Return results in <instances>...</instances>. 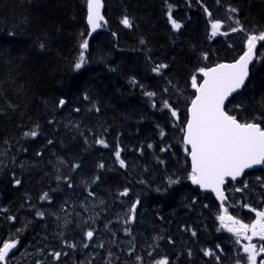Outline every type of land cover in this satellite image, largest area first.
Segmentation results:
<instances>
[{
	"label": "trees",
	"instance_id": "obj_1",
	"mask_svg": "<svg viewBox=\"0 0 264 264\" xmlns=\"http://www.w3.org/2000/svg\"><path fill=\"white\" fill-rule=\"evenodd\" d=\"M137 1L104 0L107 23L89 38L86 0H0V150L6 163L20 164L14 174L0 168V205L16 218L9 231L19 232L43 264H58L49 258L53 252L70 264H90L76 250L90 246L85 235L93 226L107 232L104 243L114 244L110 248L120 257L146 259L145 250H151L152 264L157 256L168 257L170 264H245L236 237L220 227L219 204L188 179L181 129L195 95L192 75L200 82L197 69L234 61L246 49L247 36L264 31V0ZM168 4L183 25L179 31L168 21ZM204 8L223 22L221 33L228 35L211 37ZM230 8L238 10L231 19ZM125 15L133 21L131 28L120 23ZM83 39L89 40L87 63L75 70ZM159 64L168 67L156 74L152 68ZM145 92L156 95L149 98ZM164 101L178 111V119ZM228 109L242 122L264 120V42L246 88ZM33 130L36 137L25 136ZM100 139L108 147L98 144ZM118 146L123 168L114 155ZM170 178L177 183L170 184ZM125 189L127 196L121 195ZM227 191L235 216L252 223L255 213L244 205L264 209V168L228 183ZM44 193L48 200L40 199ZM137 200L135 220L126 223ZM58 202L71 219L63 218ZM37 211L45 213L43 223ZM5 221L0 216V223ZM69 243L75 245L72 254ZM205 250L214 255L206 256ZM261 259L264 254L257 264Z\"/></svg>",
	"mask_w": 264,
	"mask_h": 264
},
{
	"label": "snow or ice",
	"instance_id": "obj_2",
	"mask_svg": "<svg viewBox=\"0 0 264 264\" xmlns=\"http://www.w3.org/2000/svg\"><path fill=\"white\" fill-rule=\"evenodd\" d=\"M86 5L87 25L90 28L87 35L91 36L92 33L96 32L97 29L107 22L102 14L104 7L103 0H86ZM204 11L211 17V12L207 8ZM229 11L237 13L238 10L230 8ZM167 18L173 30L179 31L182 28L183 25L173 17V5L171 4L167 5ZM231 18L229 17V19ZM120 23L125 28L133 26L132 19L127 15L123 16ZM235 23L239 25L240 21L236 19ZM210 27L211 37H216L218 34L228 35L227 32L221 33L223 27L221 20L211 21ZM231 31H243V28L232 27ZM258 42H264V31L247 36L246 50L234 62L218 63L213 67H201L197 69V72L202 77V81L198 82L197 75L195 74L191 77V86L196 90V95L191 100V106L188 108V118L181 129L184 133L183 144L186 146L184 151L191 160V171L188 174V179L201 189L211 190L216 194L217 199L221 201L220 214L217 216L220 227L233 234L237 238L235 241L237 244L240 243V237L248 241L247 244L242 246L243 253L246 254L245 264H257V257L264 254V243L257 246L256 243L252 242L254 238L264 241V210L257 211L255 208H251L250 205L245 204L244 207L249 208L250 211L255 213V219L250 224L244 223L242 220L229 214V209L224 203L227 200L224 185L229 179L235 181L244 173L245 169L256 165H264V126H262L264 120L242 122L236 115L230 114L227 105L230 102V97L238 93L246 85V81L250 75L249 66L256 58ZM140 43L144 44L145 41L141 40ZM40 47L43 48L44 45L41 44ZM79 47L80 53L77 62L74 64L75 70H81L87 63L85 53L89 48V40L83 39ZM203 58L206 60L208 58L207 54H204ZM167 67V64H159L153 67L152 71L160 74L161 70ZM130 83L135 85L137 81L133 78ZM145 95L152 98L156 93L145 92ZM85 99H87V96H85ZM65 103L64 99L59 100L60 106H63ZM155 106V103H153V107ZM163 106L171 111L172 117L179 118L178 111L172 108L168 101H164ZM235 107L239 108L241 106L236 105ZM76 111H79V109H76ZM160 134L163 137L164 132L161 131ZM25 136L36 137L37 132L35 130L26 132ZM97 143L108 147V144L103 139L98 140ZM148 147L151 148L152 145L149 144ZM161 151H166V149L162 148ZM114 155L120 166L122 168L126 167L125 160L121 158L119 146ZM99 166L101 168L104 167L103 164ZM20 183L19 179L15 180L17 186ZM169 183L174 184L177 181L170 178ZM245 187H247V184H245ZM236 191H242V189L237 188ZM121 195L127 196L128 190L125 189ZM40 199L48 200V193H44ZM139 203L140 201L137 200L132 204L126 223H131L135 220V212ZM36 215L43 218L45 213L37 211ZM8 218L10 220L16 219L14 216ZM192 235L196 236V232L193 231ZM93 236V231L86 233L88 240H92ZM18 243V240L0 241V264H8L9 254L17 248ZM87 246L84 245V247ZM69 247H75V245H69ZM204 254L206 256L214 255L211 250H205ZM51 255L58 261L62 253L53 252ZM189 255H191V252H189ZM139 259L140 257H137V260ZM155 264H170V261L165 256L156 260ZM237 264H241V261L238 260ZM259 264H264V259H261Z\"/></svg>",
	"mask_w": 264,
	"mask_h": 264
},
{
	"label": "bare ground",
	"instance_id": "obj_3",
	"mask_svg": "<svg viewBox=\"0 0 264 264\" xmlns=\"http://www.w3.org/2000/svg\"><path fill=\"white\" fill-rule=\"evenodd\" d=\"M139 1V0H138ZM137 1V2H138ZM139 3V2H138ZM140 5V4H139ZM205 9V8H204ZM133 14V13H132ZM134 15V14H133ZM135 17V16H134ZM135 19V18H134ZM117 21V20H116ZM86 24H87V21H86ZM87 28H88V30L90 29L89 28V26L87 25ZM135 31V30H134ZM129 39V36H128V38H127V40ZM131 40V39H130ZM128 42V41H127ZM130 42V41H129ZM153 45V44H152ZM159 46V45H158ZM152 48V47H151ZM158 50V49H157ZM123 53V52H122ZM125 53H127V52H125ZM121 54V53H120ZM130 54V53H129ZM139 54V53H138ZM119 56V55H118ZM133 56V55H132ZM156 56V55H155ZM120 57V56H119ZM129 57V56H128ZM135 57V56H134ZM153 57V56H152ZM116 58H118V57H116ZM155 58V57H154ZM155 60V59H154ZM70 92V91H69ZM69 98H71V101H72V97H71V95H67ZM133 98V97H132ZM70 101V102H71ZM76 101V100H75ZM72 104V103H71ZM76 104V103H75ZM65 106V104L63 105V106H60L59 105V107L60 108H63ZM70 120H72V121H74V119H75V117H73L72 115H69V116H67ZM108 158V157H107ZM106 162L107 163H109V161H108V159L106 160ZM156 180V179H155ZM133 182V181H132ZM52 186H50V188H51ZM81 187V186H80ZM79 187V189H81L82 190V187L80 188ZM81 190H79V191H81ZM83 193V192H82ZM78 194V193H77ZM80 196V195H79ZM92 198H93V195H92ZM112 211V215H116L118 212H116V211H113V210H111ZM119 230H115V231H117V233H121L122 232V229L123 228H118ZM27 242H28V240H26ZM107 245L108 244H106V243H104L103 244V246H104V248H103V250H105L106 251V253L105 254H100V253H94V252H92V253H90V254H86V253H88V251L87 250H85V247H84V249L83 248H81V249H79V250H76L77 252V256L79 257V258H86L87 260H89L90 261V264H107V258L105 257L106 255H109L110 253H112L113 251L109 248V247H107Z\"/></svg>",
	"mask_w": 264,
	"mask_h": 264
},
{
	"label": "rangeland",
	"instance_id": "obj_4",
	"mask_svg": "<svg viewBox=\"0 0 264 264\" xmlns=\"http://www.w3.org/2000/svg\"><path fill=\"white\" fill-rule=\"evenodd\" d=\"M87 114H89V113L87 112ZM4 158H6V154L3 151L0 150V168H3V170H6V171H8L11 174H14L15 173V168L14 167L20 166V164H17V165H15V164H8V163H6L7 159H4ZM103 159L106 161L108 158H107V156H103ZM23 164H27V162L26 163H23ZM23 164H22V166H24ZM60 169H61V167H58V170L57 171L59 172ZM56 208L57 209H60V212H61V215L62 216H63L65 210L67 209L62 202L56 203ZM117 230H119V229H117ZM115 232L117 233V231H115ZM149 235L147 237L150 238ZM249 235H250V233H249ZM241 240H244V239L241 237ZM256 240H257V238H254L252 242L255 243L254 241H256ZM244 241L245 242H242V246L244 244H247L248 243L247 240H244ZM106 244H108V243H106Z\"/></svg>",
	"mask_w": 264,
	"mask_h": 264
},
{
	"label": "water",
	"instance_id": "obj_5",
	"mask_svg": "<svg viewBox=\"0 0 264 264\" xmlns=\"http://www.w3.org/2000/svg\"><path fill=\"white\" fill-rule=\"evenodd\" d=\"M103 11H104V7H103V9H102V14H103ZM100 29H101V28L97 29L96 32L92 33V35L95 34V33H97ZM253 62H254V61H253ZM251 65H252V64H251ZM251 65H250V66H251ZM250 66H249V68H250ZM248 79H249V78H248ZM247 81H248V80H247ZM247 81H246V82H247ZM235 94H236V93H235ZM233 95H234V94H233ZM231 98H232V97H230V99H231ZM260 166H261V165H256V166H254V167H252V168L245 169L244 173H245L246 171H249V170L253 169V168H258V167H260ZM244 173H243L240 177H238L235 181L242 179ZM229 180H231V179H229ZM196 186H198V185H196ZM224 186H225V185H224ZM201 190L204 191V192L212 193V194L216 197V194H215L214 192H212L211 190H206V189H201ZM216 199H217V197H216ZM218 201L221 203L220 200H218Z\"/></svg>",
	"mask_w": 264,
	"mask_h": 264
}]
</instances>
